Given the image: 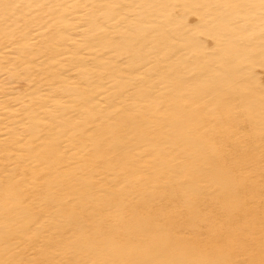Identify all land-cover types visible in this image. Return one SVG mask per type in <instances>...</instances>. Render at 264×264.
<instances>
[{
	"label": "bare ground",
	"instance_id": "1",
	"mask_svg": "<svg viewBox=\"0 0 264 264\" xmlns=\"http://www.w3.org/2000/svg\"><path fill=\"white\" fill-rule=\"evenodd\" d=\"M0 264L261 258V0H0Z\"/></svg>",
	"mask_w": 264,
	"mask_h": 264
},
{
	"label": "snow or ice",
	"instance_id": "2",
	"mask_svg": "<svg viewBox=\"0 0 264 264\" xmlns=\"http://www.w3.org/2000/svg\"><path fill=\"white\" fill-rule=\"evenodd\" d=\"M20 6L18 4L14 3H0V14L4 16L5 19L9 18L11 15L15 14V11L19 8ZM262 11H264V0H261V5H260ZM262 231H264V224H262ZM199 264H226V262H214V261H204V262H199ZM233 264H264V244L261 246V258L259 261L255 259L251 260H245L242 262H233Z\"/></svg>",
	"mask_w": 264,
	"mask_h": 264
}]
</instances>
